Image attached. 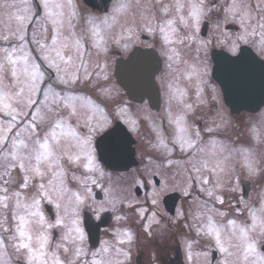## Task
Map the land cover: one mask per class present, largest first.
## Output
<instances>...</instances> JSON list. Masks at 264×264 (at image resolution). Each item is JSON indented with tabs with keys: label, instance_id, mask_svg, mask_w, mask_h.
<instances>
[{
	"label": "snow or ice",
	"instance_id": "6c2138e0",
	"mask_svg": "<svg viewBox=\"0 0 264 264\" xmlns=\"http://www.w3.org/2000/svg\"><path fill=\"white\" fill-rule=\"evenodd\" d=\"M209 22L231 54L218 62L217 79L244 96L255 72L248 46L264 51V0H112L102 17L82 15L77 0H0V264H130L131 230L97 246L81 216L125 203L101 181L138 122L117 105L113 124L105 104L113 99L108 58L113 46L127 51L141 31L159 40L170 75L167 112L152 126L151 147L159 154V174L171 176L156 181L153 210L138 209L145 231L151 235L152 226L161 225L154 209L179 178L172 190L179 187L192 200L187 214H176L191 220L183 225L189 229L185 264H264V195L257 204L243 196L230 202L234 213L217 207L225 204L219 193L226 186L240 188L237 164L252 181L264 171L261 161L250 148L215 139L222 123L203 129L196 123L208 66L183 50L195 45L197 56L206 54L208 42L199 34ZM124 72L151 80L150 68L135 57ZM259 73L264 90V64ZM249 131L264 142V125ZM234 155L240 160L233 162Z\"/></svg>",
	"mask_w": 264,
	"mask_h": 264
},
{
	"label": "flooded vegetation",
	"instance_id": "af4514ba",
	"mask_svg": "<svg viewBox=\"0 0 264 264\" xmlns=\"http://www.w3.org/2000/svg\"><path fill=\"white\" fill-rule=\"evenodd\" d=\"M94 4V8L88 7L84 4V0H77L78 7L80 9V12L82 15H87L89 13L97 15V16H104L107 12L111 11L112 8V0H91ZM106 1V2H105ZM81 5V6H80ZM119 29H115L112 35L118 36ZM199 39L208 42L207 43V50L206 54L205 52H200L199 56H197L196 52V46L194 45L191 49H184V55L187 59H189L192 62H196L197 58L201 61L206 62L207 66H212V51L215 49L224 50L228 54H230L225 46H223L220 41L223 39V37H220L219 34L215 31L212 22L208 23V26L206 28L202 27V31L199 34ZM135 49H146L150 52V64H156L157 68L154 75V80L157 84L158 89V96H156L155 99H152L151 101L144 100L140 104H134L130 102L131 105H138L141 106V109L146 111L147 115L144 114V118H142L141 122L138 123V130H130L128 131L131 136L135 140L134 144V152H135V159L137 161V167L142 161H148L150 158V155L152 153L153 156H158L155 150L151 147V143L154 139V134L152 132V126L153 124L159 125L162 123V118L165 117L167 112V86L168 82L170 80L169 70L166 66V60L164 55L162 54L161 45L158 39H154L151 35L147 34L146 32L141 31L139 33V39L134 40L129 44L128 50L125 51L120 47L113 46L112 50L109 53L108 58V70L109 74L114 78V66L117 61L127 59L129 55L133 52ZM260 56V55H259ZM263 60L264 57L260 56ZM208 75H209V69H208ZM208 75L206 77L207 83L204 85V91L202 93V99L205 101L203 104L200 105V107L197 109L195 116L201 117V119H197L196 123L203 129L205 124H212L213 121L212 118L216 119V114L219 116H223V118L228 119L227 116H229L230 112L228 108L223 103L222 105H219L217 102L216 92L213 91V82H211L208 78ZM117 85V84H116ZM118 86V85H117ZM119 87V86H118ZM112 97L113 99L110 101L105 102L106 107L108 108V111L113 114V124L115 125L117 121L115 117V109L117 105H120V98H126L124 92L120 94L118 90L112 91ZM194 99V96L192 95L190 91V101ZM222 99V97H221ZM129 102V101H128ZM217 112V113H216ZM229 113V114H228ZM246 114V112H240L236 115H234L235 118L239 117L241 119L242 114ZM147 117L149 119H147ZM190 120L193 119V117L189 118ZM229 121V119H228ZM165 128H167L166 120L163 121ZM126 129L129 127L125 125ZM205 138L208 137L209 134H204ZM213 137L217 140L223 141L230 146H242L245 148H250L251 151L254 154V157L261 161V168L264 169V142L257 141L253 136L251 135L249 128L247 126V122L243 120H235L232 122H228L225 124L223 137H217L214 133L212 134ZM264 139V138H262ZM179 157V156H178ZM240 157L238 155H234L233 162L239 161ZM134 168V167H133ZM131 168L127 172H112L105 168V177L101 181L104 188L108 189V177L111 176L113 179H116L114 183H126V185H130L132 191H135L136 193L142 189L145 190V204L144 207L149 208V210H153L150 205V190L153 191V187H159V185L156 184V181L158 180H164L163 177L160 179L152 175V171H149V175L146 174V170H142L140 172L139 177L135 182L129 181V176L125 175L127 174ZM154 171L160 172L159 169L155 168ZM144 172V174H143ZM237 172L241 174L242 183L240 185V188L237 189L236 192H231L228 190L227 186L219 193L224 196L225 204L223 206L217 205L218 208H221V210L228 211L230 213H234V208H229V203L237 204V202L241 199L243 196V199L247 200L251 204H257L260 200V197L264 195V171H262V174L252 180H244V173L243 170L239 168V165L237 164ZM125 173V174H124ZM146 174V175H145ZM122 181V182H121ZM226 183V182H225ZM242 189V191H241ZM134 192V193H135ZM177 193V204L176 207L184 206L183 208L180 207L179 211H183L185 214L188 213L189 207L192 204V200L189 199L186 196H181V191L173 190L172 192L166 191L167 193ZM94 193H96V199L99 202L100 200H103L104 193L101 191L99 187H94ZM141 192L139 191V194H137V197H139ZM124 194L119 195L118 198H124ZM196 193H193V196H195ZM164 196V195H162ZM184 198V200H182ZM162 203V202H161ZM162 207V205H161ZM127 209H130V212L128 213ZM162 217L161 225H157L161 229L166 228H173V225L171 221L169 222L165 215L163 214L162 210H156ZM135 211V208H129L127 206L126 200L124 204H117L116 209L113 210L109 206L108 210L96 213L93 212L90 209H85L82 212V224L85 227L86 231L89 232V223L92 224L94 231L91 235V241L90 244H93L95 241V244L98 246L100 241L103 240H113L115 238L114 232L110 231V228L113 225V221L118 219L117 217H120L118 220L120 224L123 225V220L125 219L127 221V230H131L134 234V240L133 244L135 246V253L139 254L138 258H135L136 264H146V258L148 257L149 251L147 248H149L150 245L152 247H158V241L159 239H156V237L153 238L149 243L147 242V235H144L145 241H143L144 244H140L137 242V230L138 227L140 228L139 223L134 221V217H132L131 212ZM135 214V212L133 213ZM105 223H108V226H103ZM185 223H191L189 220L184 219H177L176 221V230L177 233L180 234L181 239L176 244V249L172 252H167L166 248L167 246L162 245L160 247V254L156 255L157 263L156 264H185V249L186 245L184 243L185 237L189 234V229L185 228L183 225ZM143 223H141V226ZM170 225V227H169ZM153 227V226H152ZM153 229V228H152ZM151 229V230H152ZM98 232V236L95 235V233ZM194 235V234H193ZM157 240V241H155ZM153 243V244H151ZM164 250V251H163ZM196 250H200L197 248ZM163 253L165 254H162ZM131 262V261H130ZM149 263V262H148ZM151 264V262H150Z\"/></svg>",
	"mask_w": 264,
	"mask_h": 264
},
{
	"label": "rangeland",
	"instance_id": "374dc122",
	"mask_svg": "<svg viewBox=\"0 0 264 264\" xmlns=\"http://www.w3.org/2000/svg\"><path fill=\"white\" fill-rule=\"evenodd\" d=\"M81 6V5H80ZM249 48L253 49L254 51L257 52L258 55L264 57V51H261L259 48H253L251 45L248 46ZM211 67L212 66H208V69H209V75H208V78L211 82H213V87L215 89V92H216V97H217V102L219 103V105H222V99H221V92H220V89L217 85L216 82H214L210 76V71H211ZM110 86L112 88V91L113 90H118V92L121 94L122 93V89H120L115 81L113 80V77L110 75ZM120 106L122 107H126L129 111L127 113V116L130 117L131 119H134L136 120L138 123L141 122L142 118H144V114L147 115L146 111L142 110L141 109V106H138V105H131L130 102H128L126 100V98H120ZM227 108V107H226ZM217 113V112H216ZM229 114V113H228ZM242 114V118L239 119V117L235 118L234 115L232 114H229L228 119L230 122L232 121H235V120H243V121H246L247 122V126L248 128L250 129L252 126H256V127H260L261 125H264V106L258 111L257 114H250V113H246V114ZM216 116V119L214 120L213 118L211 119L212 121H215L216 123H222V127L220 129H218L216 132H214V134L217 136V137H223V133H224V128H225V124L228 123V119H225L223 118V116H219L218 114L215 115ZM147 119H149L147 117ZM135 154V152H134ZM158 155V153H157ZM177 159H179L178 155L175 157ZM159 163V157L158 156H153L152 157V153L150 155V158L148 159V161H142L137 167H134V168H131V170L125 174V175H128L129 176V181L130 182H135L136 183V180L137 178L139 177V174L140 172H142V170H146V174L149 175V171H154V169L156 168V164ZM157 173V177H159L160 179H165L166 176L170 177L171 176V173H166V176H162L160 175L158 171H156ZM144 174V172H143ZM145 174V175H146ZM108 177V186L110 189L113 190V195L116 196L118 198L119 195H122L125 193L124 195V199L126 200V203L127 202H131L133 207L132 208H135V211L131 212L130 214H132V217H134V221L139 223L140 225V228L138 227V230H137V235H138V238H137V242H139V245L140 244H144L143 241H145V237H143L144 235H147V233L144 231L145 230V225L147 223L146 220H142L140 218V214L138 212V209L140 207H144V204H145V190H142L140 189L139 191L141 192L140 196L137 197V194H139V191L136 193L135 191H132L130 185H126V183H122V184H119V183H114L116 181V179H113L111 176H107ZM122 182V181H121ZM172 183H176V184H179V178H177L176 181H170V187H169V192H172V187H171V184ZM108 188V189H109ZM176 191H180L179 190V187L176 188ZM135 192V193H134ZM153 191L150 190V193L152 194ZM151 194H150V197H151ZM171 193H167V194H163L164 196H161V200H160V204H159V207L156 209V210H162L163 211V214L165 215V217L167 218V220L173 225V228H166L165 229H161L159 228L157 225H153V229L151 230L152 231V234L151 235H148L147 237V242L149 243L153 238L152 237H156V239H159L160 241H158V245H159V248L158 247H152V245L149 246V248H147V250L149 251V254H148V257L146 258V261L145 263L146 264H156L157 263V256L156 255H159L160 254V247L162 245L164 246H167L166 250L167 252L169 251H174L176 248V244L180 241L181 239V236L179 233H177L178 231L176 230V221H177V211L180 210V207L183 208L184 206H180V207H176L175 209V214L174 215H169L167 211H165L163 209V206L161 207L162 205V199L163 197H166L167 195H169ZM181 196H184L183 193L181 192ZM182 200H184V198H182ZM150 201H151V198H150ZM139 202V203H137ZM150 203V202H149ZM151 205V203H150ZM152 207V206H151ZM128 213L130 212V209H127ZM135 212V214H133ZM147 215V214H146ZM123 225L120 224L119 220L116 219L115 221H113V225L112 227L110 228V231H112V233L114 232L115 234L116 233H120L121 234V238L122 237V233H123V230H127L126 229V226H127V221L124 219L123 220ZM191 221V220H190ZM141 223H143V225L141 226ZM170 227V225H169ZM157 241V240H155ZM153 244V243H151ZM125 247H129L128 245H125ZM130 248H131V262L130 264H136L135 263V258L138 257L139 254L135 253V246L134 244L132 243L130 245ZM164 251V250H163ZM162 251V254H165L163 253ZM9 252H11V249H9ZM149 262V263H148Z\"/></svg>",
	"mask_w": 264,
	"mask_h": 264
},
{
	"label": "water",
	"instance_id": "95a60500",
	"mask_svg": "<svg viewBox=\"0 0 264 264\" xmlns=\"http://www.w3.org/2000/svg\"><path fill=\"white\" fill-rule=\"evenodd\" d=\"M255 60V72L253 84L250 91L244 95L240 96L234 92L226 91L225 86L221 84L220 80L217 79L216 68L218 62L222 60L225 56H230L223 51H216L212 54L213 66L211 69V77L219 85L222 92V97L225 105L229 108L231 114H238L242 111L255 113L257 112L264 104V90L261 88V80L259 67L261 64H264V61L256 56V54L250 49L249 53ZM135 57L138 61L144 62L151 70V80L147 83L142 78H130L127 77L124 68L129 64L130 59ZM150 57L148 51L137 50L134 52L128 60L122 61L120 64H117L115 69V78L117 83L125 91L126 96L129 100L134 102H139L144 96L150 98L153 92L156 90L153 83V74L155 72V66L150 64ZM128 135V134H127ZM133 142L127 136L126 147L124 153L117 158H114L110 161L111 166L106 167L110 170H127L131 165L136 164L134 161V150L132 148ZM177 202L176 194H169L163 199V204L165 210L170 214H174V209Z\"/></svg>",
	"mask_w": 264,
	"mask_h": 264
}]
</instances>
